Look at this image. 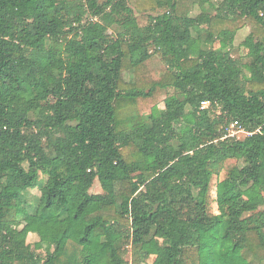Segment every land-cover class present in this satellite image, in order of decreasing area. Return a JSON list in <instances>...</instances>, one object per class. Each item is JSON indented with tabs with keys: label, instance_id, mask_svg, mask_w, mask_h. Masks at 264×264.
<instances>
[{
	"label": "trees",
	"instance_id": "16d2710c",
	"mask_svg": "<svg viewBox=\"0 0 264 264\" xmlns=\"http://www.w3.org/2000/svg\"><path fill=\"white\" fill-rule=\"evenodd\" d=\"M212 1L0 0V257L264 264V209L248 214L243 190L264 193V0H216L214 15ZM236 19L260 30L248 63L231 52L235 28L196 35ZM154 57L161 78L142 80ZM171 88L164 112L143 109ZM233 121L251 134L226 136ZM30 233L56 239L38 252Z\"/></svg>",
	"mask_w": 264,
	"mask_h": 264
},
{
	"label": "rangeland",
	"instance_id": "374dc122",
	"mask_svg": "<svg viewBox=\"0 0 264 264\" xmlns=\"http://www.w3.org/2000/svg\"><path fill=\"white\" fill-rule=\"evenodd\" d=\"M200 0H178L179 4L182 5L183 10H188L193 8L194 4H197ZM134 6V5H133ZM206 10L214 15L216 13L215 6H216V0H213L211 3H207ZM136 8V7H135ZM202 9L199 7L196 8L195 11L192 12V15H197ZM136 15L138 17V22L141 26H145L149 22V15L147 13H140L136 11ZM258 25L250 20L246 19H236L235 21H219L215 20L209 27L208 25L202 26V28L198 29L196 31V35H200L202 38H207L208 35V29H211L214 32H218L219 30L227 27L235 28V39L233 45L230 47L231 52L233 56L239 60H241L244 63H248L250 61V58L248 56V48L244 45L247 37L251 34L254 30H259L257 27ZM208 28V29H207ZM121 31L120 26H112L110 28V33L115 34ZM260 31V30H259ZM264 36V33H262ZM165 63H163L159 57H154L152 60L148 61L146 64H144L141 69L138 71V76L142 80L145 81H153L158 80L162 76V69ZM128 76L131 77L129 72L126 74V79H128ZM175 93L174 89H168L167 90H160L155 95V98L152 102H148L145 106L143 105V109L148 112L150 105H152L155 102H158L159 110L161 112L165 111V104L164 99ZM32 117H36V114L31 115ZM237 136L240 139H244L247 134L244 133H238ZM239 165H242L241 162H238ZM42 178L45 176L42 175ZM42 183L44 179L41 180ZM41 183V184H42ZM82 190V189H80ZM77 193L79 195L81 191ZM244 190V197L246 199V205L245 208L247 209V213L250 214L254 211H258L261 209H264V193L261 191L260 188H258L253 183H248L243 186ZM92 193H102L103 189L101 187V184L98 180L95 181L93 187L91 188ZM30 193V200H33L34 197L40 196L41 190L40 186L37 188L31 189L29 191ZM24 225L23 221L15 222L10 224L12 228L21 229ZM56 239V235L51 234H36V233H30L27 237V242L38 252H44V245L42 240L53 242ZM152 247V246H151ZM254 252H249V258H253ZM153 262V257H151L148 261L149 264ZM0 264H12V258L11 257H0Z\"/></svg>",
	"mask_w": 264,
	"mask_h": 264
},
{
	"label": "built area",
	"instance_id": "2783aa9c",
	"mask_svg": "<svg viewBox=\"0 0 264 264\" xmlns=\"http://www.w3.org/2000/svg\"><path fill=\"white\" fill-rule=\"evenodd\" d=\"M208 105L207 101L203 102V107H206ZM225 134L226 136L230 137H239L237 136L238 133H244L247 135H250L251 133L246 130L244 126H242L238 121H233L230 124H228L225 128Z\"/></svg>",
	"mask_w": 264,
	"mask_h": 264
}]
</instances>
